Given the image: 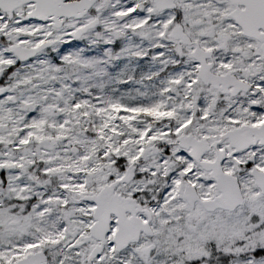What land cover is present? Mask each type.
<instances>
[{
    "label": "snow or ice",
    "instance_id": "obj_1",
    "mask_svg": "<svg viewBox=\"0 0 264 264\" xmlns=\"http://www.w3.org/2000/svg\"><path fill=\"white\" fill-rule=\"evenodd\" d=\"M0 264H264V0H0Z\"/></svg>",
    "mask_w": 264,
    "mask_h": 264
}]
</instances>
